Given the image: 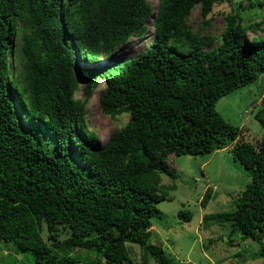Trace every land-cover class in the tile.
<instances>
[{
	"label": "trees",
	"instance_id": "obj_1",
	"mask_svg": "<svg viewBox=\"0 0 264 264\" xmlns=\"http://www.w3.org/2000/svg\"><path fill=\"white\" fill-rule=\"evenodd\" d=\"M230 1L159 0L155 11L148 0H0V245L14 253L1 260L80 264L75 251L87 249L96 259L84 264H127L132 244L173 264L150 242L153 219L164 217L157 203L169 198L162 175L177 177L166 161L229 146L252 181L234 210L204 222L230 223L264 258V135L247 142L217 110L264 74V21L244 25L231 15L220 38L203 34L215 6ZM198 5L205 26L195 33L188 18ZM152 17L148 49L81 67L143 36ZM81 74L85 100L76 97ZM102 83V112L130 118L98 147L85 117ZM256 119L264 129V109ZM212 197L207 189L201 206Z\"/></svg>",
	"mask_w": 264,
	"mask_h": 264
},
{
	"label": "rangeland",
	"instance_id": "obj_2",
	"mask_svg": "<svg viewBox=\"0 0 264 264\" xmlns=\"http://www.w3.org/2000/svg\"><path fill=\"white\" fill-rule=\"evenodd\" d=\"M148 2L156 11L159 0ZM259 4L264 5V0H231L217 4L208 18L210 27H204L201 6L198 5L193 9L188 23L195 33L204 27V35L210 34L220 38L226 26V19L231 15L239 14L244 25L264 21V6L260 7ZM153 21L154 17L146 22L147 31L143 36L132 37L126 45L110 53L108 59L102 57L93 64L82 62L81 67H105L135 58L141 51L148 49L154 39ZM212 47H207L206 50ZM86 81V75L81 74L77 99L85 100ZM105 87V83H102L86 101L85 123L89 130L97 135L98 147H104L113 132L124 127L130 118L128 113L113 117L102 112L100 94ZM263 109L264 74L256 83L238 88L217 104L219 113L226 121L243 131L247 142H253L264 135V129L256 119V115ZM166 166L175 172L177 177L172 179L162 175V184L168 189L169 198L157 203L164 217L153 219L150 242L162 246L173 258V264H264V258L258 255L260 245L250 238L243 239L238 232L232 234L230 223L204 222L205 215L234 210V200L252 181L251 176L234 160L231 146L206 156L171 155L166 161ZM207 189L212 190L213 197L208 206L203 208L201 201ZM181 211L190 212L192 220L183 222L179 218ZM2 248L3 245H0V264L14 263V257L23 263L22 255L11 257L7 262L1 260L9 252L5 247ZM128 249L130 262L127 264H156L152 259L144 257L138 245H128ZM75 253L81 258L80 264L96 259L94 251L77 249Z\"/></svg>",
	"mask_w": 264,
	"mask_h": 264
}]
</instances>
